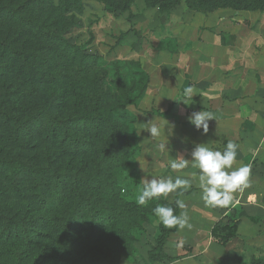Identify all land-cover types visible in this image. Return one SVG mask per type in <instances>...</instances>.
Wrapping results in <instances>:
<instances>
[{
	"label": "rangeland",
	"instance_id": "rangeland-1",
	"mask_svg": "<svg viewBox=\"0 0 264 264\" xmlns=\"http://www.w3.org/2000/svg\"><path fill=\"white\" fill-rule=\"evenodd\" d=\"M40 1L41 5L37 4L38 0L30 3L34 9H30L28 14L45 24V29L57 32V39H53L58 42L46 43L43 50L47 54L55 48L61 51L64 47L65 54H56L59 64L55 70L60 73L65 69L78 68L77 65H81L78 61L81 52L94 56L85 60L91 87L84 94L83 90H79V85L73 86L74 92L68 86V98L64 100L61 97L58 108L66 113L78 103L77 110L86 112L93 108L96 100H100L99 111L107 112L118 105L125 106L124 110L118 108L110 124L98 125L95 121H89V130L81 131L80 136L84 134L83 137L94 144L92 150L78 155L69 152L60 156V161H54L75 165L82 173L89 170L90 175L95 171L94 166L101 163L104 169L101 176L105 181L98 191L91 189V196L87 198H94L96 205L113 211L114 218L97 232L95 238L75 251L77 256L74 255V259H55L49 264H81L80 255L89 257L96 250L100 253L110 251L108 256L114 260L113 264H150L149 253L160 235V223L153 209L162 202L160 199L151 200L143 206L137 203L142 179L171 177L174 180L179 176L191 181L192 191L200 189L198 176L195 178L198 171H193V167L179 171L169 167L170 161L174 160L170 150L174 147L171 144V131L180 129L191 114L192 103L184 100L185 87L191 85L189 75L184 72V64L190 61L189 57L196 53L199 55L201 51L192 52L190 46L198 44L196 37L199 35L212 37L215 34L235 33L246 40L253 32V26L264 19V8L252 9L253 5L258 6L256 0H243L244 6L240 7L232 6L234 0L223 3L217 0L207 8L201 0H106L107 4L102 0H79L75 6L62 11L58 8V0ZM26 27L25 32H21L9 21L0 25V33L19 35V45L27 48L41 45L42 39L38 41L41 36L35 35L33 23ZM191 40L193 42H189ZM51 44H54V49ZM195 48L198 49V45ZM259 51L260 65L264 66L263 47ZM207 53H212V50ZM65 58L70 59L67 65L61 63ZM35 68L52 71L43 65ZM76 74L77 71L74 72ZM61 89L62 85H41L35 95H31L28 88L9 75L0 79V102L4 101V105L11 109L16 106L18 111L28 109L27 113H31L45 104L43 101L50 97L52 91ZM259 94L262 92L259 91L257 99ZM259 103L262 112L264 101L260 99ZM226 108L230 109V113L240 111L247 114L251 110L250 106L244 105ZM184 110H187L185 116ZM259 115L263 117L262 113ZM153 124L160 127L158 137H152L148 131ZM208 124L209 131L216 126L211 120ZM254 124L258 127L255 138L262 141L258 150L238 154L236 158L244 155L242 162L233 163L232 169H229L250 166L248 187L233 193V202L227 208L206 206L201 198V189L195 192L194 203L190 195L178 193V199L185 204L184 209L178 208V215L187 213L191 227H177L166 239L163 251L172 259L158 260L152 264H264V118L260 117ZM80 129L82 123L78 126ZM113 137L118 141L116 158L98 151L105 140V148L108 149ZM217 139L221 141L222 137ZM46 142V146L50 144ZM186 143V152H177L179 158L189 155L190 143L188 140ZM42 146L44 151V142ZM43 156L48 165L54 155L48 154L47 147ZM34 179L33 187L42 181L37 176L35 178V174ZM111 187L117 189V197L111 194ZM175 195L176 192L167 197L173 198ZM234 200L236 204L226 212ZM29 202L32 204L33 199L30 198L25 204ZM219 219L229 226L237 224L235 235L221 243L212 240L210 235L212 225Z\"/></svg>",
	"mask_w": 264,
	"mask_h": 264
},
{
	"label": "trees",
	"instance_id": "trees-1",
	"mask_svg": "<svg viewBox=\"0 0 264 264\" xmlns=\"http://www.w3.org/2000/svg\"><path fill=\"white\" fill-rule=\"evenodd\" d=\"M58 1V8L67 11L79 0ZM221 1L223 3L229 0ZM242 1L234 0L232 6H244ZM256 1L258 6L253 5L252 9L264 8V0ZM31 2L33 0L0 1V25L10 21L21 32H25L24 29L28 28L26 25L32 22L36 29L35 35L41 36L38 41L42 39L41 45L37 42L39 46L27 48L19 45V35L6 36L0 33V79L13 76L28 88L31 95H35L41 85H62L63 89L52 91L50 97L43 101L45 104L31 113H27L28 109L18 111L16 106L11 109L4 105V101L0 102V142H3L0 145V264H49L55 259L72 260L74 255L77 256L75 251L95 238L97 232L114 218L113 211L96 205L94 198H87L91 196V189L98 191L105 181L101 176L104 170L101 163L94 166L95 171L90 175L89 170L82 173L75 165L68 166V163L59 164L54 161H60L69 152L78 155L92 150L94 144L85 139L84 134L80 136L81 131L89 130V121H95L98 125L110 124L111 117L118 108L124 110L125 106L118 105L107 112L99 111L100 100H96L93 108L86 112L77 110L78 103L73 110L66 113L58 108L60 98H68V86L73 90V86L79 85V90H83L84 94L91 87L85 60L94 56L81 52L78 57L81 65H77L78 68L69 71L65 69V72L60 69L62 72L58 73L55 70L59 64L56 54H65V49H54V44H51L54 49L52 53L48 52L47 55L43 51L45 44L55 41L58 35L55 31L45 29V24L40 23L34 15L29 16V10L34 9ZM102 2L107 4L106 0ZM201 2L207 8L217 0ZM37 4L41 5V1L38 0ZM57 42L56 40L55 43ZM69 60L65 58L61 63L67 65ZM37 65L49 67L52 71L39 70L35 68ZM75 71L78 74L74 75ZM73 96L76 98V93ZM80 123L82 129L78 130ZM46 141L50 142L47 146ZM42 142L46 146L44 151ZM117 142V138L113 137L107 149L105 140L98 151H104L106 156L116 158ZM47 147L48 154L54 155L48 165L43 156ZM34 174L35 178L37 176L42 180L36 184L37 187H33L36 182ZM181 191L177 190L173 202L160 199L162 205L174 208L175 215H178L175 201ZM110 192L113 197L118 196L115 187H111ZM30 198L33 203L26 205ZM176 229L177 227L165 228L160 224V235L148 256L150 264L158 260L172 259L164 253L163 247L169 234ZM236 230V223L229 226L219 219L210 229L211 239L217 243L225 242L235 235ZM109 253L110 251L100 253L96 250L89 257L82 254L81 264H113L114 260L109 258Z\"/></svg>",
	"mask_w": 264,
	"mask_h": 264
},
{
	"label": "crops",
	"instance_id": "crops-1",
	"mask_svg": "<svg viewBox=\"0 0 264 264\" xmlns=\"http://www.w3.org/2000/svg\"><path fill=\"white\" fill-rule=\"evenodd\" d=\"M252 31L246 37V40L235 33L224 35L215 34L212 37L199 35V37H196L198 38V44L196 45L199 48L196 49V45L190 46L192 52H201L199 55L196 53L194 56L189 57L190 61L184 64V72L187 73V76L189 75V81L191 83L190 86L185 87L187 92L184 100L192 103L190 113L194 111H205L213 114L211 121L216 126L211 131H208L207 134H202V130H196L186 119L180 129L171 131V144H174V147H171L170 150L173 159L177 162L181 159L179 158L180 156H177V152H183L184 150L185 153L186 141L188 140L190 143L189 155L185 158L189 160V165L184 168L185 170L192 169L190 153L198 144L204 143L212 150L222 152L227 143L232 141L238 145V155L254 153L258 150L262 142L255 138L258 127L254 123L257 120L259 121L260 117L262 119L264 118V110L261 112L258 106V104L260 105V99L261 102L264 101V66L260 65L261 53L259 51L260 47L264 49V19L258 21L253 26ZM189 42L193 41L191 40ZM210 50H212V53H207ZM189 88L193 90V96L189 94ZM259 91L262 94H259V99H257ZM235 105L250 106V113L245 114V112L240 111L230 113L228 111L230 109L226 108V106L231 107ZM259 112L263 114V117L259 115L261 114ZM186 113L187 110H184V116ZM218 123L221 124L217 126ZM217 135L220 139L222 137L221 141L217 139ZM243 156L236 158L234 163L242 162ZM193 171L196 172L198 169L193 168ZM191 191L192 189L190 187L187 191H184V194L190 195L194 203L196 202L194 194L200 191V189ZM165 199L168 202H173L175 196L173 198L166 197ZM237 199H239L238 194ZM236 200H234V203L226 212H229L234 207V204L239 201Z\"/></svg>",
	"mask_w": 264,
	"mask_h": 264
},
{
	"label": "clouds",
	"instance_id": "clouds-1",
	"mask_svg": "<svg viewBox=\"0 0 264 264\" xmlns=\"http://www.w3.org/2000/svg\"><path fill=\"white\" fill-rule=\"evenodd\" d=\"M189 94L193 96V90L188 89ZM213 119L211 113L205 111H194L187 120L196 130H202V134L209 131L208 122ZM152 137H158L161 134L160 127L153 124L148 129ZM165 145H161L164 147ZM238 145L229 141L225 149L215 151L206 146L204 143L196 145L191 153V166L198 169V186L202 191V200L206 206L227 208L233 202V193L248 187L251 168L248 165L232 169V165L237 156ZM189 165V160L181 158L179 162L175 159L170 161L171 170L179 171ZM143 184L138 189L137 203L141 206L147 204L151 200H159L166 198L170 193L177 190L187 191L191 186L189 179L176 177L174 180L169 178H144ZM179 209H184L183 201L177 199L175 201ZM154 215L158 222L165 228H190L187 213L175 215L174 208L166 205L157 204L153 209Z\"/></svg>",
	"mask_w": 264,
	"mask_h": 264
}]
</instances>
